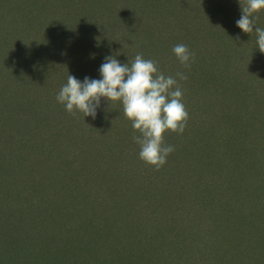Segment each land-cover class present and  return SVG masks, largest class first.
<instances>
[{"label":"trees","instance_id":"16d2710c","mask_svg":"<svg viewBox=\"0 0 264 264\" xmlns=\"http://www.w3.org/2000/svg\"><path fill=\"white\" fill-rule=\"evenodd\" d=\"M241 14L239 0H0V236L35 240L42 264H264V53ZM137 53L188 76L187 127L164 134L158 171L119 102L93 119L56 100L69 74L101 79L105 57Z\"/></svg>","mask_w":264,"mask_h":264},{"label":"clouds","instance_id":"9594fccd","mask_svg":"<svg viewBox=\"0 0 264 264\" xmlns=\"http://www.w3.org/2000/svg\"><path fill=\"white\" fill-rule=\"evenodd\" d=\"M242 14L236 25L245 33L257 36L256 45L264 53V28L256 26L254 14L264 9V0H239ZM255 27V31L253 30ZM172 52L184 68H190L195 54L186 44L172 47ZM101 79L85 77L83 81L73 75L67 76L56 96L57 102L75 116H97L101 99L111 103L119 102L123 114L131 121V127L139 135L133 140L139 146V158L159 170L167 163L175 147L165 144L164 134L171 131L183 134L189 120V112L183 103V91L178 82L188 76L178 71L175 76L165 75L159 62L145 59L143 53L121 64L114 56L105 57L99 68ZM178 78V79H177Z\"/></svg>","mask_w":264,"mask_h":264},{"label":"rangeland","instance_id":"374dc122","mask_svg":"<svg viewBox=\"0 0 264 264\" xmlns=\"http://www.w3.org/2000/svg\"><path fill=\"white\" fill-rule=\"evenodd\" d=\"M88 149H89V152H92V155L96 154L94 151H92V149L90 148ZM73 223L75 224V221ZM1 226L3 225H0V227ZM12 231H13L12 229L8 230V232H6L5 234L13 235L11 233ZM11 235H8L6 237L0 236V249L2 252V254H0V264H14L16 261L20 259V256H21L18 252V249H24L27 246H28L29 252H31V256H29V259L35 262L33 264H42L41 261L40 262L37 261L39 259V256L37 255V251L39 254V250H38V245L35 243L36 242L35 240L33 243L31 241H27L26 243L18 241L16 243L14 237H12ZM51 246L52 245H49V247ZM47 248H48V245H47Z\"/></svg>","mask_w":264,"mask_h":264}]
</instances>
